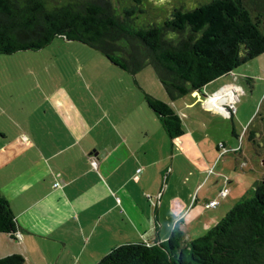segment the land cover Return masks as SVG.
<instances>
[{
	"label": "crops",
	"instance_id": "obj_1",
	"mask_svg": "<svg viewBox=\"0 0 264 264\" xmlns=\"http://www.w3.org/2000/svg\"><path fill=\"white\" fill-rule=\"evenodd\" d=\"M45 61L27 64L30 74L13 77L15 95L7 85L0 92L6 101L0 102L6 119L0 123V193L16 222L13 233L0 231V256L19 252L22 264H94L116 244L160 242L175 223L186 227L188 240L190 223L207 229L217 220L218 210L204 201L221 193L206 191L203 204H194L197 196H192L199 173L206 176L215 161V151L200 150L194 126L169 137L134 85L120 87L122 79L139 80L144 67L129 79L113 73L101 57L95 64L79 58L64 64ZM155 76L144 75L156 84ZM209 84L212 92L206 97L192 90L181 96L184 103L158 87L155 92L140 87L167 101L182 120L199 113L196 106L207 117L222 111L216 106L224 103L228 88L219 89L225 84L215 80L203 88ZM199 153L202 166L194 161ZM91 156L97 159L95 167ZM185 159L187 170L195 168L196 174L184 177ZM203 208L212 209L196 217Z\"/></svg>",
	"mask_w": 264,
	"mask_h": 264
},
{
	"label": "trees",
	"instance_id": "obj_2",
	"mask_svg": "<svg viewBox=\"0 0 264 264\" xmlns=\"http://www.w3.org/2000/svg\"><path fill=\"white\" fill-rule=\"evenodd\" d=\"M140 3L116 10L112 0H0V53L36 49L63 35L100 50L131 74L151 65L175 99L264 51V12L251 10L244 0L177 6L161 23L134 26ZM143 99L169 137L183 132L180 115L167 101L144 90ZM15 228L0 193V231ZM22 262L19 252L0 256V264ZM94 264H264V177L202 234L186 240L175 223L165 240L116 244Z\"/></svg>",
	"mask_w": 264,
	"mask_h": 264
},
{
	"label": "rangeland",
	"instance_id": "obj_3",
	"mask_svg": "<svg viewBox=\"0 0 264 264\" xmlns=\"http://www.w3.org/2000/svg\"><path fill=\"white\" fill-rule=\"evenodd\" d=\"M112 1L116 10H120L125 3L133 2V0ZM203 1L206 0H141L142 10L135 12L133 25L142 26L152 22L161 23L172 8L177 6L188 8ZM244 2L250 9L252 7L254 11L261 10L264 12V3L259 7L254 0H244ZM98 57H101L113 68H111L113 73L128 75L129 79L132 77V74L127 70L109 62L100 50L81 41L65 38L63 35H55L49 43L36 49L25 48L14 52L0 53V92L6 91L3 86L7 85V89L15 95V82L10 81L23 71L30 74L25 71L26 65L35 64L37 66L39 64L38 60L43 62V60L58 59L64 64V61L78 60L79 58L81 60H91L95 64L94 61ZM52 62L50 61L48 64ZM50 70H55V67ZM154 73L152 66L146 65L137 73L140 75L139 80L137 79L138 82H134L133 78L130 80L122 79L120 87L126 90L127 88L131 89L134 85L135 91L140 93L142 97L144 89L140 87V84L147 89L149 88L152 92H155L157 87L165 91L157 76H155L156 84L147 81L144 77L145 74L156 75ZM214 80L215 83L218 81L225 84L219 88L221 90L228 88L227 91L223 92H229L230 94L235 92V99L228 98L232 102L231 106L228 105L227 101L223 103L225 107L229 108V113L220 111L207 117L201 112L199 106H196L199 113L194 117L182 116V126L183 128H188L187 125L194 126L199 137L200 150H205L207 153L209 150H213L217 155L215 161L207 170L206 176L203 177L202 171L199 173V177H197L198 185L194 188L192 196L193 198L197 196V201L194 204H203L204 202L207 204L206 201L201 200L206 191H212L213 189L215 193H220L219 188L223 185L229 187L228 194L223 193L222 196L216 197L219 204L214 205V207L216 211L218 210L216 214L219 218L238 198L247 193L256 176L264 177V51L239 64L230 72L210 80V82ZM123 84H126V86L124 87ZM233 86L236 88L232 89ZM201 90L205 97L212 92L210 84L206 89L202 87ZM121 92L122 90L119 91V93ZM186 95L190 97L189 93ZM178 99L184 103L181 96ZM211 100L215 102L218 98L215 97ZM1 101H5L4 97H0ZM5 103L6 101L1 104ZM196 107L190 109L196 110ZM4 121L6 119L0 112V123ZM216 144H218V148ZM241 160H244V162H241ZM194 161L202 166L204 162L202 153H199L198 157L195 156ZM183 164L184 177L188 172L196 174L195 168L192 171L187 170L189 160L185 159ZM224 175L230 180L223 179ZM188 190L189 187L184 182L183 196L187 195ZM209 209H201L196 217L201 216L204 218L203 216L206 215ZM214 222L210 223L208 227ZM189 226L191 231L189 238L198 236L206 230L201 229L200 223L196 222L190 223ZM181 228L184 229L187 238L186 227L182 226Z\"/></svg>",
	"mask_w": 264,
	"mask_h": 264
},
{
	"label": "built area",
	"instance_id": "obj_4",
	"mask_svg": "<svg viewBox=\"0 0 264 264\" xmlns=\"http://www.w3.org/2000/svg\"><path fill=\"white\" fill-rule=\"evenodd\" d=\"M233 88H236V87L233 86L232 89H233ZM223 95L225 96L223 102H224V101H227V102H228V105L231 106V105H232V102L229 101L228 98L235 99V92H234L232 95H230L229 92L224 93ZM216 108L219 109V110H222V111L225 112V113H229V108L225 107V106L223 105V103L218 104V105L216 106ZM230 108L232 109V107H230ZM223 149H224V147H223ZM90 162H91V165H92L93 167H95V166H96V163H97V159H96V157H95V156H91V157H90ZM226 190H227V187L225 186V187H223L222 189H220V193L223 194V193L226 192ZM206 202H207L208 205L214 206V205L217 204L218 200H217L216 198H210V199H208Z\"/></svg>",
	"mask_w": 264,
	"mask_h": 264
},
{
	"label": "bare ground",
	"instance_id": "obj_5",
	"mask_svg": "<svg viewBox=\"0 0 264 264\" xmlns=\"http://www.w3.org/2000/svg\"><path fill=\"white\" fill-rule=\"evenodd\" d=\"M233 93H231L230 95H232ZM212 97H209V99H211ZM213 99V98H212ZM212 102V101H211Z\"/></svg>",
	"mask_w": 264,
	"mask_h": 264
},
{
	"label": "water",
	"instance_id": "obj_6",
	"mask_svg": "<svg viewBox=\"0 0 264 264\" xmlns=\"http://www.w3.org/2000/svg\"><path fill=\"white\" fill-rule=\"evenodd\" d=\"M195 91H198V90H195Z\"/></svg>",
	"mask_w": 264,
	"mask_h": 264
}]
</instances>
